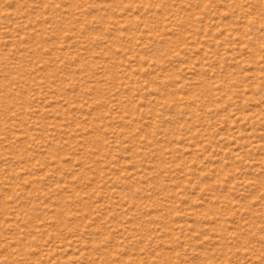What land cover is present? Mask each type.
Here are the masks:
<instances>
[{"label":"rangeland","instance_id":"374dc122","mask_svg":"<svg viewBox=\"0 0 264 264\" xmlns=\"http://www.w3.org/2000/svg\"><path fill=\"white\" fill-rule=\"evenodd\" d=\"M0 264H264V0H0Z\"/></svg>","mask_w":264,"mask_h":264},{"label":"bare ground","instance_id":"6f19581e","mask_svg":"<svg viewBox=\"0 0 264 264\" xmlns=\"http://www.w3.org/2000/svg\"><path fill=\"white\" fill-rule=\"evenodd\" d=\"M170 94V93H169Z\"/></svg>","mask_w":264,"mask_h":264}]
</instances>
